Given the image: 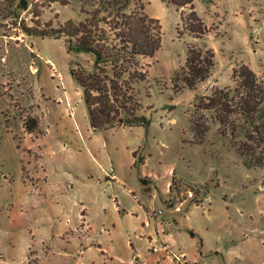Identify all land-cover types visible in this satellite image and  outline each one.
I'll list each match as a JSON object with an SVG mask.
<instances>
[{"label": "rangeland", "instance_id": "rangeland-1", "mask_svg": "<svg viewBox=\"0 0 264 264\" xmlns=\"http://www.w3.org/2000/svg\"><path fill=\"white\" fill-rule=\"evenodd\" d=\"M139 3L163 32L161 47L141 58L147 77L136 84L148 127L91 126L71 68L93 70V56L68 50L61 31L85 16L79 0L42 10L40 20L57 33L4 35L0 26V264H149L137 256L151 252L163 258L148 249L151 236L140 228L166 233L172 264H264V160L248 165L211 111H204L210 128L201 142L190 121L198 96L234 86L239 64L264 81V0H194L209 28L201 38L180 19L187 6L131 0ZM17 10L31 24L27 9ZM187 43L212 47L214 65L195 88L177 90L173 78ZM34 119L39 125L29 132L24 121ZM179 201L182 210L174 211Z\"/></svg>", "mask_w": 264, "mask_h": 264}, {"label": "trees", "instance_id": "trees-1", "mask_svg": "<svg viewBox=\"0 0 264 264\" xmlns=\"http://www.w3.org/2000/svg\"><path fill=\"white\" fill-rule=\"evenodd\" d=\"M70 0H0V26L4 35L23 31L29 35L45 36L53 33L49 22H42V10L53 3L68 4ZM85 16L69 19L62 27L68 50L85 51L93 56L94 68H71L73 77L83 91L90 124L95 129L113 126L142 125L150 120L138 113L136 84L147 77L141 58L151 57L161 47L162 24L149 15L142 3L132 7L131 0H79ZM176 9L187 6L186 30L196 38L208 31L198 13L194 0H168ZM17 7L27 9L31 24L20 16ZM177 33L180 31L177 27ZM214 65L212 47L186 44L185 61L176 72L173 83L177 90L193 89L206 79ZM234 86L214 88L210 94L198 96L191 128L197 142H201L210 128L209 117L218 122V130L229 136L230 143L247 164L258 165L264 160V81L252 68L241 63L233 69ZM29 132L39 125L24 121ZM243 136V137H242ZM135 157V151L132 152ZM135 161V160H134ZM115 203L118 206L117 200ZM118 211H122L118 207ZM193 233V232H192ZM202 240V238H201Z\"/></svg>", "mask_w": 264, "mask_h": 264}, {"label": "built area", "instance_id": "built-area-1", "mask_svg": "<svg viewBox=\"0 0 264 264\" xmlns=\"http://www.w3.org/2000/svg\"><path fill=\"white\" fill-rule=\"evenodd\" d=\"M187 194L190 197H192L193 196L192 190H188ZM181 203L182 202L179 201L178 204H174L173 207H172L173 210L174 211H181L182 210ZM162 212H163L162 208H159L156 211H153L152 212V215H151V220L157 221L160 213H162ZM149 223H150V220H148V219H146V220L143 221V225H145V226L149 225ZM165 234L166 233L163 230L160 231V233L159 232H156L155 238L154 237L153 238L151 237V239H155L157 241H158V239H160L159 240V243L158 244H152V243H150L148 249L150 251H153V252L163 251L165 253V256L172 257L173 255L171 253L170 243L166 240Z\"/></svg>", "mask_w": 264, "mask_h": 264}, {"label": "crops", "instance_id": "crops-1", "mask_svg": "<svg viewBox=\"0 0 264 264\" xmlns=\"http://www.w3.org/2000/svg\"><path fill=\"white\" fill-rule=\"evenodd\" d=\"M147 162V159L145 158L144 160H142L141 161V163L140 164H145ZM173 171V167H171L170 168V172H172ZM90 176H91V174H90ZM114 176H115V173H114ZM116 177V176H115ZM118 179V177H116V180ZM116 200H117V198H115ZM114 202H115V200H114ZM117 203H118V206H117V204H116V208H117V210H118V207L119 208H121V206H120V203L118 202V200H117ZM122 209V211H123V208H121ZM121 211V212H122ZM125 211V210H124ZM120 212V211H119ZM159 224V223H158ZM145 226V225H144ZM148 227H150L151 225H150V223H149V225H147ZM141 230H142V232H141V234L142 233H144V234H146L147 235V237L149 238V236H151L152 238L154 237L155 238V236H156V231H155V229H152V230H145L144 231V228H140ZM193 229V228H192ZM194 233H197V232H194ZM165 236H166V234H165ZM202 236V235H201ZM203 237V236H202ZM202 240H203V238H202ZM153 242V243H152ZM150 243H152V244H156V240L155 239H151L150 238V240H148V244H150ZM101 247V246H100ZM217 252V251H216ZM139 255H140V258L137 256V259H140V261L141 262H143V263H149V264H165V263H167V261L170 263V264H172V260H170V257L169 256H164L163 258H160V257H162V255L160 256V255H158V254H155V253H149L148 255H143V254H141V253H139ZM197 263H199L200 264V262H198L197 261Z\"/></svg>", "mask_w": 264, "mask_h": 264}]
</instances>
